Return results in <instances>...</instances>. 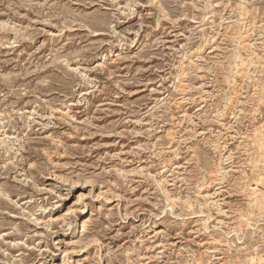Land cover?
<instances>
[{
	"label": "rangeland",
	"instance_id": "obj_1",
	"mask_svg": "<svg viewBox=\"0 0 264 264\" xmlns=\"http://www.w3.org/2000/svg\"><path fill=\"white\" fill-rule=\"evenodd\" d=\"M0 264H264V0H0Z\"/></svg>",
	"mask_w": 264,
	"mask_h": 264
},
{
	"label": "bare ground",
	"instance_id": "obj_2",
	"mask_svg": "<svg viewBox=\"0 0 264 264\" xmlns=\"http://www.w3.org/2000/svg\"><path fill=\"white\" fill-rule=\"evenodd\" d=\"M247 45V44H246ZM243 46V45H242ZM257 194V193H256ZM82 197H79L78 201H77V204L81 203L83 200L81 199ZM206 199V198H205ZM208 201V200H207ZM207 204V203H206ZM52 220V218H51ZM250 227V226H249ZM244 232V231H243ZM238 235V234H237ZM250 263V262H249Z\"/></svg>",
	"mask_w": 264,
	"mask_h": 264
}]
</instances>
